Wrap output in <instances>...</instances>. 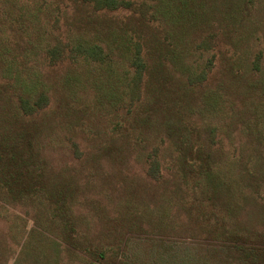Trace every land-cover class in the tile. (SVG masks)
I'll list each match as a JSON object with an SVG mask.
<instances>
[{
  "label": "rangeland",
  "instance_id": "rangeland-1",
  "mask_svg": "<svg viewBox=\"0 0 264 264\" xmlns=\"http://www.w3.org/2000/svg\"><path fill=\"white\" fill-rule=\"evenodd\" d=\"M147 1L158 20L0 0V142H21L46 181L45 198L0 187V264H264L221 234L254 232L264 247V0H189L191 23ZM80 39L115 62L52 61L57 42ZM136 41L146 69L131 98ZM32 78L48 97L34 114L20 100ZM197 144L213 177L199 174Z\"/></svg>",
  "mask_w": 264,
  "mask_h": 264
},
{
  "label": "trees",
  "instance_id": "trees-1",
  "mask_svg": "<svg viewBox=\"0 0 264 264\" xmlns=\"http://www.w3.org/2000/svg\"><path fill=\"white\" fill-rule=\"evenodd\" d=\"M174 3V7L171 5L169 0L163 2L168 8V13H172L168 18L174 21H181L182 23H191L192 11L188 6L189 0H170ZM83 4L92 6L95 10H121L126 9L131 11L133 14L139 15L143 20H158L159 13L164 12L157 6L153 7L152 3L147 0H81ZM177 10L178 15L173 12ZM145 42L148 43L150 49L156 46L157 40H151L146 38ZM117 41H121L120 38ZM85 42V43H83ZM71 42L59 41L53 48L50 49L52 61L65 60L70 58L75 62L88 61L90 63H98L102 66L112 65L115 60L113 58V51L105 50L104 47L99 43L90 41H84L80 39L77 43L70 46ZM109 46V45H108ZM68 48V50H67ZM131 51V47H128L127 53ZM143 48L140 41L134 42L132 55L128 58L130 66L134 67V73L128 78L129 74L126 72L125 82L126 88H128L131 98H134L136 94H139L140 86L144 77L146 69V61L143 56ZM115 72V71H114ZM117 73V72H115ZM117 81L122 82V76L117 73ZM206 76V71H202L196 76L197 79H203ZM31 91V90H29ZM21 108L25 113H32L41 110L47 105L48 97L45 90L37 87V81L32 78V100L29 97H20ZM214 131V129H213ZM212 131V132H213ZM1 140V139H0ZM189 140L191 138L189 137ZM187 136L182 137V142L186 143ZM21 142L14 143H2L0 142V187L6 190L11 197L17 199L32 198L34 196L43 195L40 192L45 189V180L43 179L42 173H39L37 166H35L33 160L30 161V154L27 149L24 148ZM196 144V143H195ZM194 145V142L192 146ZM198 148L196 152L201 153L202 156H198L200 163L198 164L199 174L202 176L213 177L215 175L214 169L210 163V153L204 150L201 144H197ZM153 175L158 174V162L153 160L150 168ZM44 196V195H43ZM54 197V195L52 194ZM45 198V196H44ZM57 203V202H55ZM61 206H54V211H59ZM59 216L61 213H57ZM221 234L231 243L229 248L236 250L245 260L259 259L264 257V247L258 244L253 236L259 235L254 232H243L236 228L223 227ZM220 234V235H221Z\"/></svg>",
  "mask_w": 264,
  "mask_h": 264
}]
</instances>
